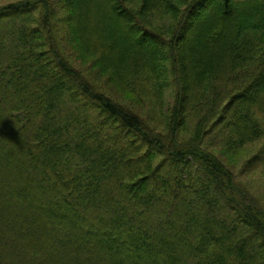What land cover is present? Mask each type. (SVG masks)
<instances>
[{"label":"trees","instance_id":"16d2710c","mask_svg":"<svg viewBox=\"0 0 264 264\" xmlns=\"http://www.w3.org/2000/svg\"><path fill=\"white\" fill-rule=\"evenodd\" d=\"M59 3L62 29L48 0L0 4V264H264V208L205 149L264 138V0Z\"/></svg>","mask_w":264,"mask_h":264},{"label":"rangeland","instance_id":"374dc122","mask_svg":"<svg viewBox=\"0 0 264 264\" xmlns=\"http://www.w3.org/2000/svg\"><path fill=\"white\" fill-rule=\"evenodd\" d=\"M11 1L13 0H0V4H6ZM48 1L55 4L53 6H55V9L57 10L58 14H56L54 22L58 24L59 29H62L63 26L60 23V16H63L65 11H62V9L60 10L62 5H60L59 0ZM168 16L169 15L164 16V19H155H162L160 23L163 24L164 22L169 21V19H166ZM2 29L3 30L0 29V34L9 30L7 26H2ZM59 34H61L59 37V41L63 47L66 58L69 60L70 63L74 64V66L82 72V74L95 86L98 91L103 92L105 95L114 99L118 104L127 107L128 109L136 112L142 117H146V114L151 110V108L155 107L153 106L152 96H148L147 98V94H145L143 95V97L147 99L143 100L142 98L137 97V95L133 92H127L119 89L116 85H114L107 79L105 73L99 72L98 68L93 64L92 57L85 54L76 43L70 41L67 36H65V34H67L65 30H63ZM134 39L135 37L133 38V40ZM128 53V49H125L122 53L124 61H127L129 59ZM173 90L174 86L168 87L165 90L163 106L174 101ZM260 95H262L260 92L254 91L246 101L255 105L257 104ZM241 127L239 128L240 131ZM236 131L237 130H235L234 128L229 129L223 134H221L218 138L227 139L229 135L235 133ZM209 139H211V136H207L206 141H208ZM263 146L264 138H261L254 142H247L246 144H243L242 146L237 148L218 145L215 146V148L205 146V149L208 152L212 153L218 160H220V162L226 168L228 167L230 171L233 172L235 178L242 185V187H244L248 192H250L251 198L255 199L264 208V170L261 167L256 170H250L247 168V163L250 161L251 158L253 159L255 156H257L256 154L260 152ZM261 163H263V159L260 158L255 160L250 166H258ZM79 227L84 228L86 230L88 229L86 223L84 225L79 224Z\"/></svg>","mask_w":264,"mask_h":264}]
</instances>
